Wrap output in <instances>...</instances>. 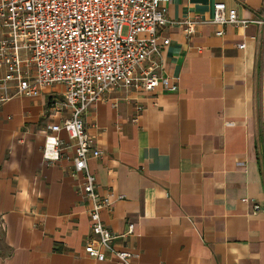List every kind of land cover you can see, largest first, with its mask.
Masks as SVG:
<instances>
[{
  "label": "crops",
  "instance_id": "crops-1",
  "mask_svg": "<svg viewBox=\"0 0 264 264\" xmlns=\"http://www.w3.org/2000/svg\"><path fill=\"white\" fill-rule=\"evenodd\" d=\"M216 3L249 23H207ZM166 16L158 59L177 91L113 89L82 116L103 224L132 264H264V0H169ZM63 92L0 107V264H121L83 251L88 200L64 132L62 159L43 157L47 127L70 116L52 110Z\"/></svg>",
  "mask_w": 264,
  "mask_h": 264
},
{
  "label": "built area",
  "instance_id": "built-area-1",
  "mask_svg": "<svg viewBox=\"0 0 264 264\" xmlns=\"http://www.w3.org/2000/svg\"><path fill=\"white\" fill-rule=\"evenodd\" d=\"M168 1L0 0V107L15 96L34 97L56 85L64 88L63 100L54 103L52 110L68 109L70 116L47 127L50 135L43 157L52 163L62 159L66 145L56 134L64 132L73 149L71 175H81L82 195L88 200L90 234L83 251L96 261L113 258L132 264L136 254L116 248L117 237L103 224L102 213L111 203L99 194L88 164L102 152L94 146L82 116L113 89L177 91L158 59L169 44L168 39L160 42L158 35L161 27L172 23L166 16ZM207 23L245 25L249 21L239 19L235 9L216 3ZM179 24L190 36L198 22ZM133 228L129 223L124 237Z\"/></svg>",
  "mask_w": 264,
  "mask_h": 264
},
{
  "label": "trees",
  "instance_id": "trees-1",
  "mask_svg": "<svg viewBox=\"0 0 264 264\" xmlns=\"http://www.w3.org/2000/svg\"><path fill=\"white\" fill-rule=\"evenodd\" d=\"M258 164H259L262 182H263V186H264V158H263V156L258 158Z\"/></svg>",
  "mask_w": 264,
  "mask_h": 264
}]
</instances>
